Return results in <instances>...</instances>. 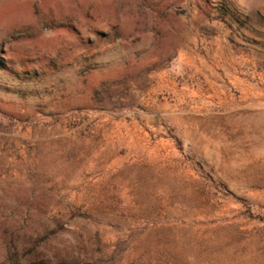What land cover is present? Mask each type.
Here are the masks:
<instances>
[{"label": "rangeland", "instance_id": "rangeland-1", "mask_svg": "<svg viewBox=\"0 0 264 264\" xmlns=\"http://www.w3.org/2000/svg\"><path fill=\"white\" fill-rule=\"evenodd\" d=\"M0 264H264V0H0Z\"/></svg>", "mask_w": 264, "mask_h": 264}]
</instances>
